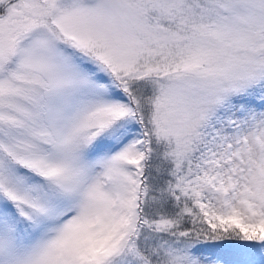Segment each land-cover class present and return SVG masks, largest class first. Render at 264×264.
<instances>
[{
  "label": "rangeland",
  "instance_id": "obj_1",
  "mask_svg": "<svg viewBox=\"0 0 264 264\" xmlns=\"http://www.w3.org/2000/svg\"><path fill=\"white\" fill-rule=\"evenodd\" d=\"M0 2V183L32 220L0 200V264H264V0ZM115 82L172 179L148 172L134 243L112 230L139 137ZM202 215L241 245L168 233Z\"/></svg>",
  "mask_w": 264,
  "mask_h": 264
},
{
  "label": "trees",
  "instance_id": "obj_2",
  "mask_svg": "<svg viewBox=\"0 0 264 264\" xmlns=\"http://www.w3.org/2000/svg\"><path fill=\"white\" fill-rule=\"evenodd\" d=\"M54 30L56 33L61 35L57 28H54ZM61 39L64 41V37L62 35ZM78 50L88 54L86 50H81L79 48ZM111 90L113 91L115 97L120 99L124 103L125 107L130 108L131 110V113L128 112L129 114H126L124 118H121V120H125L127 117L132 118V125L139 134L137 141L133 144L132 153L126 157V162L132 176V184L128 194V198L130 197V202L127 203L124 210L119 211L117 223L112 227V230L120 229V233H122L124 230H130L127 234V240L134 243L136 230L139 226L143 227L144 225L142 220V201L144 195L142 192L143 189H146L148 172L151 174L154 172L156 174V182L154 183V186L156 187L157 194H160L161 192V194L164 195V193H166L165 187L167 186L168 180H170V185L167 186V192L169 193L171 191L169 187L172 186V179L167 177L165 174L164 168L167 166H164V164L161 165L160 163L164 162L162 161L164 160L163 153L158 150L159 147H161L160 142H152L150 132L147 126L144 124V115L141 116L140 113L136 111L135 103L133 102L131 95L125 92L124 89L120 87V84L116 82L111 85ZM145 100V97H141V105L145 104ZM121 120L115 119L112 122L111 127H113L116 123H119ZM154 151L158 152L154 154L152 153ZM165 163H167V161ZM16 166L18 172H28L34 176V171L29 166L21 164H16ZM161 174L162 176L164 175L163 178ZM34 177L38 178L39 175L35 174ZM23 195V191L19 193L14 188L6 186L5 183H0V200L3 201L5 207L11 210L16 223L17 221H24V223H27V228H29L32 220H23L21 218L23 217L22 212L26 207L21 200L17 199V197L20 198V196ZM145 198L146 201H148L149 195L145 196ZM162 204H164V206L167 208V213H165L167 217L171 216L177 218L178 208L176 209V205H173V203L168 200V198H165L162 201ZM201 217H196L194 220H192L191 217L187 216V218H184V220L181 221L180 225L172 226V228H170L171 230H168V233L171 232V234L175 236H180L182 233L180 236L181 238H185L190 241L195 240L210 245H222V243L230 242L237 246L241 245L243 242L241 238L243 235H246V232H244L243 229L237 224L224 227L219 222H212L206 219L205 215H202ZM123 234H120L119 240L123 237ZM92 257L93 256L91 255L88 256L86 264H90ZM149 263L152 264V261H149L148 264Z\"/></svg>",
  "mask_w": 264,
  "mask_h": 264
}]
</instances>
